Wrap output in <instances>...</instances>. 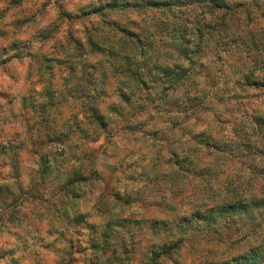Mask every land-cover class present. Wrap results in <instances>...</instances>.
I'll list each match as a JSON object with an SVG mask.
<instances>
[{"label": "clouds", "instance_id": "1", "mask_svg": "<svg viewBox=\"0 0 264 264\" xmlns=\"http://www.w3.org/2000/svg\"><path fill=\"white\" fill-rule=\"evenodd\" d=\"M0 264H264V0H0Z\"/></svg>", "mask_w": 264, "mask_h": 264}]
</instances>
